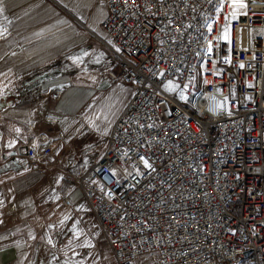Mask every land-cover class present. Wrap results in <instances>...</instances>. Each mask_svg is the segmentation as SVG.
I'll use <instances>...</instances> for the list:
<instances>
[{
  "label": "built area",
  "instance_id": "1",
  "mask_svg": "<svg viewBox=\"0 0 264 264\" xmlns=\"http://www.w3.org/2000/svg\"><path fill=\"white\" fill-rule=\"evenodd\" d=\"M98 1L109 74L133 92L98 161L71 177L108 264H264V0L235 17L231 0ZM55 141L21 151L46 169Z\"/></svg>",
  "mask_w": 264,
  "mask_h": 264
},
{
  "label": "crops",
  "instance_id": "2",
  "mask_svg": "<svg viewBox=\"0 0 264 264\" xmlns=\"http://www.w3.org/2000/svg\"><path fill=\"white\" fill-rule=\"evenodd\" d=\"M0 7V264H108V246L85 225V199L71 177L92 167L75 174L74 159L95 132L109 134L133 92L109 74L121 71L101 27L107 6L3 0ZM39 135L56 140L46 169L21 151Z\"/></svg>",
  "mask_w": 264,
  "mask_h": 264
},
{
  "label": "rangeland",
  "instance_id": "3",
  "mask_svg": "<svg viewBox=\"0 0 264 264\" xmlns=\"http://www.w3.org/2000/svg\"><path fill=\"white\" fill-rule=\"evenodd\" d=\"M231 10L240 11L242 9H239V8L234 9V7L232 6ZM103 120L104 119L102 118V121ZM103 126H104V122L99 123V128H102ZM94 134H95L94 135L95 142L86 151L85 156L84 157H78V159H74V172H75V174H79V172L82 171V169H84V168L86 169L88 167L93 166L98 161L101 152L107 146L108 135H103V133L99 132V131L95 132ZM79 207L81 208L80 213L82 214V218L85 222V225L88 226L89 228H91V230H93L94 233H96L97 235H99L101 237V239H103L101 228H100L95 216L93 215V212L89 208L87 201L81 200V202L79 203ZM102 247L104 248L105 246L100 245L99 249ZM101 251H102V249H101ZM105 251L107 253L109 251V249L107 251V248H106Z\"/></svg>",
  "mask_w": 264,
  "mask_h": 264
},
{
  "label": "snow or ice",
  "instance_id": "4",
  "mask_svg": "<svg viewBox=\"0 0 264 264\" xmlns=\"http://www.w3.org/2000/svg\"><path fill=\"white\" fill-rule=\"evenodd\" d=\"M231 2H232V6L234 7V9H236V8L243 9V8L246 7V4L244 3V0H231ZM2 3H3V0H0V4H2ZM3 12H4V8L0 7V15H2ZM235 14L236 13L234 11L233 12V16L234 17H235ZM4 19L7 20V17H5ZM8 22L11 23L10 21H8ZM4 31H6V29H3L2 31H0V35H3ZM117 50L119 51V49H117ZM241 67H243V65H241ZM167 90L175 91V86L172 85L171 81H169ZM180 98L181 99H185V100L187 99L183 94H181ZM210 110H212V109H210ZM144 166L146 168H151L152 167V165L147 160H144ZM113 174H115V173H113ZM73 231H74L75 235L78 237L79 236V232L76 231L75 226L73 228Z\"/></svg>",
  "mask_w": 264,
  "mask_h": 264
}]
</instances>
